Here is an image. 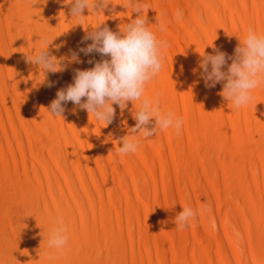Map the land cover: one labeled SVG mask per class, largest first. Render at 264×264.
<instances>
[{
	"label": "bare ground",
	"instance_id": "bare-ground-1",
	"mask_svg": "<svg viewBox=\"0 0 264 264\" xmlns=\"http://www.w3.org/2000/svg\"><path fill=\"white\" fill-rule=\"evenodd\" d=\"M70 2L0 0V264H264V84L234 109L200 68L204 49L233 56L249 28L264 35V0H109L82 21L71 18ZM135 3L147 5L150 30L168 43L144 97L184 125L125 155L118 140L135 126L140 101L123 112L113 105L108 126L72 102L63 117L47 108L77 69L105 58L79 51L92 43L87 32H118L136 18ZM42 37L65 58L46 79L26 60L46 47ZM73 52L81 63L70 61ZM182 206L198 211L183 230L174 223ZM57 218L69 241L48 249Z\"/></svg>",
	"mask_w": 264,
	"mask_h": 264
},
{
	"label": "clouds",
	"instance_id": "clouds-1",
	"mask_svg": "<svg viewBox=\"0 0 264 264\" xmlns=\"http://www.w3.org/2000/svg\"><path fill=\"white\" fill-rule=\"evenodd\" d=\"M109 4V0H71L70 15L71 18L82 21L85 9L99 12ZM146 9L147 5L135 3L133 12L137 14L136 18L123 28L120 27L118 32L107 26L101 28L100 25L88 31L83 39L91 40L92 43L79 51L85 55L99 53L105 58L96 61L91 69H77L74 82L60 89L56 99L47 108L53 116L63 117L64 105L72 102L86 110L89 116L108 126L116 115L113 105H118L123 112L129 101L133 104L140 101L139 109L133 113L136 124L128 128V134L118 140L117 154H134L140 147L141 139H149L160 131L172 129L180 135L184 125L182 117L171 111H161L159 99L150 100L144 97L146 85L163 67V51L168 47L167 41L158 39L150 30L148 19L143 15ZM175 15L179 19L182 12L177 10ZM237 38L239 44L233 56L215 49L214 43L210 46L215 49V54H208L205 49L203 54L199 53L202 57L200 68L203 69L202 78L206 87L211 88L222 83L223 89L219 94L234 109L246 106L252 99V91L264 84V35L249 28L243 39ZM53 41L42 37L41 44L46 47H41L34 55H26L27 62L38 65L45 79L47 73L61 72L65 68V58H57L48 50ZM228 60L232 61L231 64H228ZM70 61L82 62L77 52L72 53ZM197 215L196 209L182 206V211L176 214L174 223L178 229L183 230L191 225ZM212 226L215 228V221H212ZM67 233L68 228L63 219L57 218L48 234V249L65 248L69 241Z\"/></svg>",
	"mask_w": 264,
	"mask_h": 264
},
{
	"label": "rangeland",
	"instance_id": "rangeland-1",
	"mask_svg": "<svg viewBox=\"0 0 264 264\" xmlns=\"http://www.w3.org/2000/svg\"><path fill=\"white\" fill-rule=\"evenodd\" d=\"M231 119H232L233 122L235 121V118H234L233 115H232ZM262 154H263V155H262ZM261 158H262L263 166H264V149H262ZM208 166H209V169L206 168V169H207V174H208V176L211 178L212 175H213V167H212L211 164H208V163H207V164H206V167H208ZM211 168H212V169H211Z\"/></svg>",
	"mask_w": 264,
	"mask_h": 264
}]
</instances>
